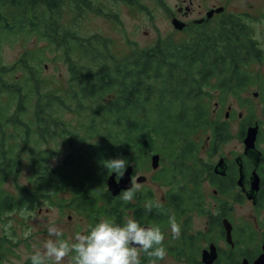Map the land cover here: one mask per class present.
I'll return each mask as SVG.
<instances>
[{
	"label": "trees",
	"instance_id": "trees-1",
	"mask_svg": "<svg viewBox=\"0 0 264 264\" xmlns=\"http://www.w3.org/2000/svg\"><path fill=\"white\" fill-rule=\"evenodd\" d=\"M95 1L0 0V33L38 35L46 44L23 55L31 64L19 60L15 66L21 75L14 80L9 74L15 66L0 65V217L32 205L37 192L45 190V198L50 199L65 189L72 194L70 205L122 222L123 202H112L109 194L100 195L104 177L113 172L104 167V160L123 156L126 166L132 163L138 169L150 154H160L166 164L152 180L175 188L190 170L186 162L192 147L188 136L208 123V106L194 101L214 76L222 90L231 87L232 78L220 73L239 68L240 45L235 33L226 32L224 39L217 35L185 43L157 40L146 49H134L119 58L110 52V40L82 35L75 25L62 22L64 8L82 16L93 10ZM121 1L131 6L135 2ZM47 49L61 54L67 66L66 87L55 89L61 95L41 93L45 79L40 76L39 60ZM61 108L81 114L79 120L71 124L58 120L53 113ZM70 126L79 129L74 131ZM63 139L89 144L83 153L78 149V153L72 150L65 156L64 171L44 169L45 142ZM20 152L30 158L36 190L19 187L14 197L2 186L18 169ZM168 196L172 207L185 202L184 196ZM100 198L110 206L98 205ZM169 208L170 203L156 220L160 226L168 224ZM2 247L0 239V264Z\"/></svg>",
	"mask_w": 264,
	"mask_h": 264
},
{
	"label": "flooded vegetation",
	"instance_id": "flooded-vegetation-1",
	"mask_svg": "<svg viewBox=\"0 0 264 264\" xmlns=\"http://www.w3.org/2000/svg\"><path fill=\"white\" fill-rule=\"evenodd\" d=\"M183 2L171 12L170 24L186 41L217 35L224 39L226 32L239 37L238 70L220 73L232 78L231 87L222 90L214 76V84L210 82L208 90L198 94L194 102L208 106L213 89L217 100L209 111L208 123L188 136L192 147L185 181L168 188L160 203L155 204L153 193L146 189L147 177L144 182H136L142 175H137L132 163L124 170L132 168L133 201H122L120 194L112 196L105 182L110 173L100 195L109 194L112 202H123L122 221L131 215L142 222L156 223L163 207L170 203L169 210L180 225L176 237L164 232L167 255L173 264H264V53L258 41L244 37L242 31H264V0H216L209 4L198 0L196 7L192 0ZM251 64L257 68H245ZM230 98L234 101L229 102ZM161 161L159 154V166ZM169 194L173 198L184 196V204L172 207ZM71 201L65 208L80 211L88 226L105 217L79 210L70 205ZM146 201L154 204L151 211H146ZM98 205L110 206L103 198ZM166 226H161L163 231ZM141 264H146L142 254Z\"/></svg>",
	"mask_w": 264,
	"mask_h": 264
},
{
	"label": "rangeland",
	"instance_id": "rangeland-1",
	"mask_svg": "<svg viewBox=\"0 0 264 264\" xmlns=\"http://www.w3.org/2000/svg\"><path fill=\"white\" fill-rule=\"evenodd\" d=\"M188 1L191 0H185L186 3ZM192 1L194 2L193 7H196L198 0ZM213 1L216 0H205V4ZM133 4L131 6L121 0H97L94 2L93 10L85 12L82 16H76V14L66 7L62 10V22L65 25H75L82 35H98L100 38L104 37L107 41L110 40V52L119 58L128 56L134 49H146L156 43L157 40H171L177 43L187 42V38H184L181 33H175L174 28L172 29V25L170 24L171 12L176 5L183 6V0H135ZM18 13L19 11L17 10L15 14L17 15ZM261 15L264 16V9ZM242 31L244 37L254 38L258 41V45L264 53V31H261V33L254 29L250 33ZM45 45V41L38 35L13 36V34L1 32L0 65L13 66L14 68L19 60L25 59L23 57L25 53L36 49L41 50V48H45ZM42 55L43 57L39 60L41 66L40 76L45 79V83L41 88V93L45 94V91H50L55 95H61L60 91L66 87L68 80L67 66L62 60L61 54L53 49L45 50ZM25 61L31 64L30 59H25ZM32 62L34 61L32 60ZM245 68L255 69L257 67L251 64L248 67L246 65ZM20 75L19 66H15L14 70L9 74V79L14 80L15 77H19ZM212 80L210 82L214 84L216 79ZM59 88L60 91L57 92L55 89ZM203 90H208V87ZM210 92L214 96L208 102L209 111H211L214 102L217 100L216 91L211 89ZM2 101L6 102L7 98L5 97ZM233 101L232 98L229 99V102ZM85 114H88V112H85ZM53 115L59 117L60 119L57 118L58 120L71 124L79 120L78 118L81 114L75 115L74 111L63 110L61 108L60 110H56ZM82 118H84L83 115ZM88 122L90 121L85 120L86 124ZM95 122H97V119H95ZM70 129L78 131L79 127L77 129V126H70ZM49 141L45 142V149H43L45 153L44 169L48 171L57 169L64 171L66 168L64 163L68 161L65 156L72 150H74V153H78L79 151L77 150L81 149L82 152H80L83 153V150L89 144H83V142L79 141L70 142L67 139L60 140L58 143L52 140ZM20 154L18 169L6 178L2 186L6 194L14 197H16L19 187L29 188L31 191L36 190V185H32L33 176L35 178L36 174L31 166L30 158L26 152H20ZM68 155L70 156V154ZM163 162H160L157 170L163 168L166 164ZM136 170L137 175L147 177L148 181L145 186L147 190L153 193L152 200H154V203H160L162 196L171 186L151 180L155 172L150 166L149 159L144 160L141 167ZM104 185L103 180L102 191ZM142 187L139 186L138 189L143 191ZM40 193H35L36 197L32 202L33 204L30 203L32 205L5 212L0 217V239L3 240L1 264H31L27 257L34 250L33 246L39 247L47 237L45 221L49 219L54 220V222L63 228V236L69 240L72 239L76 231L88 228V223L83 219L80 211L77 209L76 211L66 209L61 204L71 201V195L68 190H61L50 199L45 198V190L40 191ZM69 216H71V219H68ZM166 225L167 228L164 232L167 235L170 233V230L168 224ZM173 262L166 255L163 260L158 261V264H173ZM65 264H67V261Z\"/></svg>",
	"mask_w": 264,
	"mask_h": 264
},
{
	"label": "clouds",
	"instance_id": "clouds-1",
	"mask_svg": "<svg viewBox=\"0 0 264 264\" xmlns=\"http://www.w3.org/2000/svg\"><path fill=\"white\" fill-rule=\"evenodd\" d=\"M104 167L123 176L126 158L116 156L104 160ZM134 186L124 188L120 199L133 201ZM146 211L154 204L146 201ZM47 237L27 259L31 264H141V254L146 264H158L167 255L165 235L160 224L142 222L129 215L122 222L111 217H102L86 230L76 231L71 240L63 236V228L49 219L45 221ZM168 228L173 237L180 233V225L173 214L168 216Z\"/></svg>",
	"mask_w": 264,
	"mask_h": 264
},
{
	"label": "water",
	"instance_id": "water-1",
	"mask_svg": "<svg viewBox=\"0 0 264 264\" xmlns=\"http://www.w3.org/2000/svg\"><path fill=\"white\" fill-rule=\"evenodd\" d=\"M150 166L152 169H156L159 167L158 154H155L151 157ZM131 172H132V168L128 167L126 170H124V175L122 177L118 176V178H116L117 175L114 172H111L107 176L105 182L107 189L112 194V196L119 195L124 188L132 185ZM145 180L146 178L144 176H140L137 178L136 182L140 183V182H144Z\"/></svg>",
	"mask_w": 264,
	"mask_h": 264
}]
</instances>
